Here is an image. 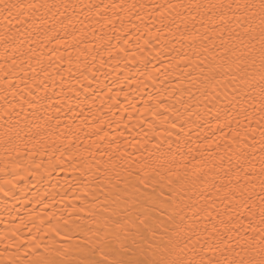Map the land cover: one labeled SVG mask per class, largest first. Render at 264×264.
I'll return each mask as SVG.
<instances>
[{"label":"snow or ice","instance_id":"1","mask_svg":"<svg viewBox=\"0 0 264 264\" xmlns=\"http://www.w3.org/2000/svg\"><path fill=\"white\" fill-rule=\"evenodd\" d=\"M149 20L158 23L155 32ZM126 21L130 26L127 30ZM0 24L4 27L0 39L5 53L11 43L13 54L26 43L30 45L27 53L32 55L36 54L32 44L41 48V55L43 47L53 43L78 47L89 28L94 39L109 46L113 38L124 39L122 31L124 35L133 32L124 39L125 44L135 38L148 46L154 39L153 46L161 50L171 43L167 35L173 40L179 35L169 51L189 66L195 65L203 79L195 78L194 83L212 90L205 99L217 100L221 93L216 89H223L224 127L232 133L231 141L223 148L217 144L215 152L207 151L210 145L206 140L199 146L197 167H185L182 173L175 154L169 158L170 146L169 152H149L146 159L141 154L131 162L129 154L116 155L119 145L115 152L102 150L101 160L104 153L108 156L101 174L105 190L90 192L93 200L103 196L102 211L96 212V205H91L90 215L96 225L94 230L89 229L92 235L85 233L84 243L58 249L54 254L46 246L42 250L34 248L38 253L35 264H264V194L259 195L257 203L249 192V186L255 188L258 180L264 193V125L257 141L249 120L250 143L230 127L232 112L245 119L261 114L264 120V0H166L149 5L123 0L111 4L0 0ZM106 28L111 29L112 36L104 31ZM57 50L55 46L49 48L50 62ZM27 53L21 51L22 55ZM59 58L62 60V56ZM216 121L219 125V111ZM217 130L223 132L222 128ZM227 135L224 133L222 139ZM106 137L107 133L101 140ZM113 143L115 140L109 141V148ZM192 151L189 145L188 153ZM141 159L143 163H139ZM133 164L137 168L133 169ZM97 174L99 166L83 179L85 188H90ZM75 183L79 185L81 179ZM100 217L103 219L98 220Z\"/></svg>","mask_w":264,"mask_h":264},{"label":"bare ground","instance_id":"2","mask_svg":"<svg viewBox=\"0 0 264 264\" xmlns=\"http://www.w3.org/2000/svg\"><path fill=\"white\" fill-rule=\"evenodd\" d=\"M76 2L111 4L121 0ZM123 2L149 5L166 0ZM148 23L155 32L158 23L151 20ZM76 27L80 28V24ZM116 27L120 28L118 21ZM129 27L126 21L125 30ZM85 31L88 35L78 42V47L53 43L43 47V55L34 44L31 47L36 48V54L27 53L30 46L27 43L21 50L25 55L21 51L13 54L11 43L5 53L0 39V264H35L38 253L34 248L42 250L46 246L54 254L58 249L67 250L84 243L85 233L92 235L89 229L94 230L96 225L90 215L91 205H96V212L102 211L103 196L93 200L90 192L105 190L101 174L108 156L104 153L101 160L102 150L115 152L119 145L116 155L129 154L131 162L141 154L146 159L149 152L156 155L169 152L170 146L169 158L175 154L182 173L185 167L189 170L197 167L201 158L199 146L205 145L206 140L210 145L206 146L207 151L211 152L216 151L217 144L223 148L231 141L230 128L224 127L223 89H216L221 93L217 100L205 99L212 90L205 84L194 83L195 78L203 79L195 65L189 66L169 51L171 43L180 39L179 35L175 40L167 35L171 43L161 50L153 46L154 39L148 46L135 38L125 44L124 39L133 36L132 31L127 35L122 31L124 39L113 38L110 46L94 39L90 28ZM104 31L113 35L110 28ZM96 35H100L98 28ZM3 36L4 27L0 24V37ZM68 40L73 43L71 37ZM53 46L58 50L50 62L49 48ZM176 47L179 49L180 45L177 43ZM185 51L191 54L187 46ZM247 110L253 112L251 108ZM231 115V129L240 132L246 143L251 142L252 136L249 120L256 130V140L260 139V128L264 125L261 114L249 119L236 112ZM101 127L103 131H99ZM105 133L107 137L101 140ZM224 133L228 135L222 139ZM111 140L115 143L109 148ZM189 145L193 149L191 154ZM97 166L100 174L90 188H85L83 179L95 173ZM132 168H137V164ZM78 178L79 185L75 183ZM249 192L257 203L259 195L264 194L258 180L255 188L249 186ZM82 207L85 211L79 212ZM241 219L247 223L244 217Z\"/></svg>","mask_w":264,"mask_h":264}]
</instances>
